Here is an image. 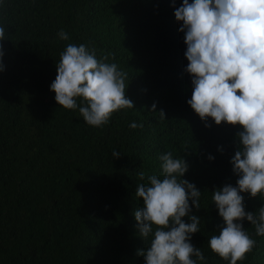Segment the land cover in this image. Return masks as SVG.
<instances>
[{
    "label": "trees",
    "instance_id": "trees-1",
    "mask_svg": "<svg viewBox=\"0 0 264 264\" xmlns=\"http://www.w3.org/2000/svg\"><path fill=\"white\" fill-rule=\"evenodd\" d=\"M182 3L0 0L6 38L0 41V264H145L138 250L153 237L139 235L136 191L148 176L162 173L158 157L165 152L186 160L183 178L202 192L200 209L192 206L201 218L191 243L206 258L198 264H229L208 243L224 225L213 192L236 186L231 158L243 129L216 125L211 117L205 122L187 103L192 77L175 16ZM61 29L67 41L57 36ZM69 43L87 45L98 59L108 55L106 62L126 72L134 108L93 127L78 108L60 106L50 85ZM133 122L143 127L130 128ZM241 195L245 211L264 206L259 196ZM243 225L257 243L237 264H264V236L246 219Z\"/></svg>",
    "mask_w": 264,
    "mask_h": 264
},
{
    "label": "clouds",
    "instance_id": "clouds-1",
    "mask_svg": "<svg viewBox=\"0 0 264 264\" xmlns=\"http://www.w3.org/2000/svg\"><path fill=\"white\" fill-rule=\"evenodd\" d=\"M175 16L182 22L179 31L185 34L189 61L185 71L192 77L187 103L205 122L211 117L216 125L226 122L243 129L237 133L239 147L231 158L239 178L236 186L226 184L213 192L224 225L208 241L215 254L237 264L257 243L243 221L255 227L257 236H264V206L245 211L241 195L264 199V0H183ZM57 36L69 39L63 29ZM5 39V29L0 27V41ZM4 54L0 43V72L5 70ZM107 60L108 55L98 59L95 50L83 43H69L60 54L57 76L50 85L60 106L78 108L93 127L106 125L114 112L134 108L126 96L127 73ZM159 113L165 117L163 110ZM137 127L143 124H130V128ZM112 155L118 158L121 153L114 150ZM158 158L162 173L148 176L147 183H140L136 191L142 199L134 212L139 235L145 241L153 237L138 255L145 264H198L206 258L191 243L192 234L200 231L201 218L192 214V206L200 209L202 192L183 178L189 170L183 157L173 158L171 152H165ZM138 175L141 180L145 177L143 171ZM185 216L190 222L182 219Z\"/></svg>",
    "mask_w": 264,
    "mask_h": 264
}]
</instances>
